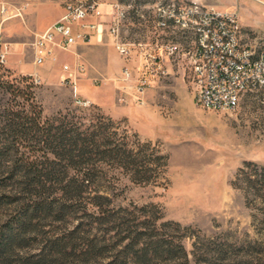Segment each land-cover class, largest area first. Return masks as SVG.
<instances>
[{
  "label": "trees",
  "instance_id": "1",
  "mask_svg": "<svg viewBox=\"0 0 264 264\" xmlns=\"http://www.w3.org/2000/svg\"><path fill=\"white\" fill-rule=\"evenodd\" d=\"M3 78L0 264H192L183 244L190 237L195 263L208 260L200 232L167 221L161 206L116 205L119 177L167 181L170 157L160 145L102 114L47 118L29 77ZM232 186L264 218V166L245 162ZM215 254L225 260L227 250Z\"/></svg>",
  "mask_w": 264,
  "mask_h": 264
},
{
  "label": "rangeland",
  "instance_id": "2",
  "mask_svg": "<svg viewBox=\"0 0 264 264\" xmlns=\"http://www.w3.org/2000/svg\"><path fill=\"white\" fill-rule=\"evenodd\" d=\"M5 1L16 7L27 5V9L23 10V17L13 18L4 25L5 38L12 47L8 66L2 73L4 80L39 79L40 84L34 85L33 89L47 118L68 110L108 116L103 108L108 105L113 116L109 117L120 123L122 129L138 135L142 141L160 145L170 157L167 181L157 186L134 184L125 177L115 180L116 205L157 204L167 221L192 228L193 235L200 232L202 244L212 251L207 261L205 257L201 258L200 264H264V245H259L264 244V218L256 206L248 208L242 191L232 186L245 162L264 166V92L246 94L235 111L204 110L195 104L189 73L181 70L153 83L139 102L135 99V82L121 80L122 68L126 65L136 67V60L122 58L111 41L116 54L112 77L91 80L97 89H107L110 99L108 103L94 104L80 89L90 81L89 66L84 59L72 63L68 52L57 51V61L34 66L32 44L41 32L30 23L28 8L58 6L57 3L49 0ZM160 1L104 0V29L111 27L118 15L116 5L120 4L128 13L122 37L129 41L142 38L146 31L136 23L138 16L147 14L149 7ZM181 1L236 12L243 27L244 43L256 46L264 42V6L256 0ZM133 8L139 12H134ZM50 14L57 16L58 8ZM67 64L73 69L75 64L87 69L78 81L77 97L70 86L62 84L63 66ZM36 71L41 75L35 74ZM3 96L1 91L0 97ZM4 97L8 99L9 95ZM79 102L90 103V106H82ZM195 241L192 237L183 241L192 264H196L192 254ZM217 249L227 250L225 260L216 257Z\"/></svg>",
  "mask_w": 264,
  "mask_h": 264
},
{
  "label": "built area",
  "instance_id": "3",
  "mask_svg": "<svg viewBox=\"0 0 264 264\" xmlns=\"http://www.w3.org/2000/svg\"><path fill=\"white\" fill-rule=\"evenodd\" d=\"M49 1L60 5L64 13L36 36L32 44L36 67L57 61V51L71 53L72 48L89 44L99 36L101 40H111L122 58H135L136 67L124 66L121 80L135 82V99L139 102L153 83L181 70L189 73L195 104L204 110L235 111L246 94L264 92V42L256 46L244 43L243 27L236 12L219 11L202 3L161 0L149 7L147 14L138 16L136 23L144 27L145 35L129 41L121 35L128 14L124 6L116 5L118 15L105 30L104 0ZM25 9L27 5L16 7L0 1V79L12 53L4 25L23 17ZM75 66H63L62 84L70 86L77 97L78 81L87 69L84 65ZM31 83L39 85L40 80L31 79Z\"/></svg>",
  "mask_w": 264,
  "mask_h": 264
},
{
  "label": "crops",
  "instance_id": "4",
  "mask_svg": "<svg viewBox=\"0 0 264 264\" xmlns=\"http://www.w3.org/2000/svg\"><path fill=\"white\" fill-rule=\"evenodd\" d=\"M259 4L264 6V0H256ZM58 5V4H57ZM55 8H58L59 14L54 16L50 14L51 10L54 11ZM28 19L32 26L39 32L45 31L55 22H57L64 11L60 5L58 6H38V7H29L28 8ZM264 12V10H263ZM111 40H108L106 37L101 40L99 36L94 37L89 44L79 45L71 49V61L76 63L84 59L87 61L89 66L88 76L91 80H96L99 77L109 78L112 77V65L115 61V49L110 44ZM70 63V62H65ZM64 63V64H65ZM40 76V72H34ZM33 74V73H32ZM89 80L81 85L82 94L90 99L94 104H103L104 102L108 103L107 100L110 99V94L107 89H97L94 83ZM103 107V105H102ZM107 110V115L111 116V110L108 105L103 107ZM102 108V109H103Z\"/></svg>",
  "mask_w": 264,
  "mask_h": 264
}]
</instances>
